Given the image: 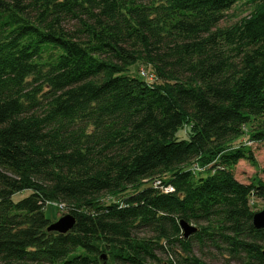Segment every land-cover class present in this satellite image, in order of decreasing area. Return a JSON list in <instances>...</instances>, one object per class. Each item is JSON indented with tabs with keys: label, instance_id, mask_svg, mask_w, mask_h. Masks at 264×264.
Masks as SVG:
<instances>
[{
	"label": "trees",
	"instance_id": "1",
	"mask_svg": "<svg viewBox=\"0 0 264 264\" xmlns=\"http://www.w3.org/2000/svg\"><path fill=\"white\" fill-rule=\"evenodd\" d=\"M238 1L0 0V264H264V181L233 173L264 141V0L220 26Z\"/></svg>",
	"mask_w": 264,
	"mask_h": 264
},
{
	"label": "rangeland",
	"instance_id": "2",
	"mask_svg": "<svg viewBox=\"0 0 264 264\" xmlns=\"http://www.w3.org/2000/svg\"><path fill=\"white\" fill-rule=\"evenodd\" d=\"M244 0L238 1L235 3L229 10L225 11V15L223 20L220 22V26H226L231 23L236 22L241 17L248 14L251 9L249 4L243 3ZM147 66L145 63L137 62L130 68V74L138 76L139 69L145 68ZM188 128L184 126L177 132L178 138H188L187 134ZM238 142L247 144L252 151L253 158L256 162V165H253L248 160H239L238 163L235 165L233 169L234 177L242 182V183H249L251 178L257 177L264 181V141L255 142L249 141L247 136H243L239 138L234 144ZM28 192L23 191L22 193H18L14 195L15 198H20L23 195H26ZM110 196H103L102 200L104 202L112 201L114 198H109ZM252 210L254 212L260 211L264 208V201L260 199H252L250 203ZM68 213L67 209L62 207L61 205L51 203L47 204L44 207V214L51 220V222L56 221L60 216L63 214ZM196 256H200L207 264H237L235 262H227L224 257L218 255L213 250H203L198 251L196 248L194 250ZM157 256L160 257L161 260H166V254L164 253H157Z\"/></svg>",
	"mask_w": 264,
	"mask_h": 264
},
{
	"label": "water",
	"instance_id": "3",
	"mask_svg": "<svg viewBox=\"0 0 264 264\" xmlns=\"http://www.w3.org/2000/svg\"><path fill=\"white\" fill-rule=\"evenodd\" d=\"M74 223L75 218L71 214L66 213L60 216L56 221L50 222L47 226V230L66 233L73 227ZM252 224L257 229L264 228V208L253 213ZM180 227L184 237L189 236L197 230L196 226L185 221H180ZM261 256L264 260V248L261 251ZM102 257L104 256L102 255Z\"/></svg>",
	"mask_w": 264,
	"mask_h": 264
},
{
	"label": "built area",
	"instance_id": "4",
	"mask_svg": "<svg viewBox=\"0 0 264 264\" xmlns=\"http://www.w3.org/2000/svg\"><path fill=\"white\" fill-rule=\"evenodd\" d=\"M140 74L145 75L144 69H140ZM153 185L159 186V188H161L164 192H170L173 189L169 184L162 185L158 179L153 182Z\"/></svg>",
	"mask_w": 264,
	"mask_h": 264
}]
</instances>
